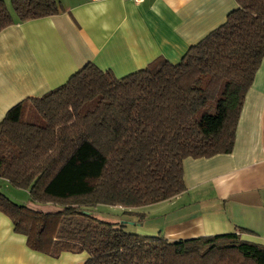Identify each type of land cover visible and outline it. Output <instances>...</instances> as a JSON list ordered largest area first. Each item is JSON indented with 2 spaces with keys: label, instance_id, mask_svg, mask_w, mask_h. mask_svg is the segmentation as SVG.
Listing matches in <instances>:
<instances>
[{
  "label": "trees",
  "instance_id": "trees-1",
  "mask_svg": "<svg viewBox=\"0 0 264 264\" xmlns=\"http://www.w3.org/2000/svg\"><path fill=\"white\" fill-rule=\"evenodd\" d=\"M223 24L177 63L158 57L117 77L86 63L0 121V179L33 206L0 190V211L35 251L87 255L84 264H264V244L239 232L168 239L127 231L139 208L185 190L186 157L229 153L243 98L264 56V0H235ZM0 0V30L54 15L56 0ZM96 176L89 186L86 173ZM97 205L118 206L124 220ZM136 218V219H135Z\"/></svg>",
  "mask_w": 264,
  "mask_h": 264
},
{
  "label": "crops",
  "instance_id": "crops-1",
  "mask_svg": "<svg viewBox=\"0 0 264 264\" xmlns=\"http://www.w3.org/2000/svg\"><path fill=\"white\" fill-rule=\"evenodd\" d=\"M56 1L59 13L0 30V121L21 100L42 96L89 62L117 77L158 57L177 63L237 7L235 0ZM182 167L185 190L151 206L177 209L162 212L168 218L162 234L158 226L147 231L168 239L239 232L264 244V56L243 98L232 150L186 157ZM178 209L194 212L170 222ZM86 257L30 249L0 211V264H84Z\"/></svg>",
  "mask_w": 264,
  "mask_h": 264
},
{
  "label": "rangeland",
  "instance_id": "rangeland-1",
  "mask_svg": "<svg viewBox=\"0 0 264 264\" xmlns=\"http://www.w3.org/2000/svg\"><path fill=\"white\" fill-rule=\"evenodd\" d=\"M4 1L6 2L8 8L11 10L10 0ZM95 179L96 176L92 175L90 172L86 173L85 182L87 185L91 186L94 183ZM0 190L16 202L23 204L30 203V201L28 200V193L25 189L15 187L4 179H0ZM152 205L153 204H150L144 206L143 208L144 212L146 213V217H144L145 222H143L141 225L127 224L126 230L144 235H152L155 233H150V231H147L146 228L158 226V228L161 229L162 234L165 228L163 223H166L168 220V218H164L165 216H162V212H164L163 214H166L167 211L177 209V207H175L177 204L175 203V205L171 207H166L165 203L156 204L157 206L154 207H151ZM95 211L98 215L106 219L124 220L126 218L125 215L121 212L120 208H118V206L97 205L95 207ZM183 212L190 213L194 211L192 209H189V211L178 209L177 211H175L173 216H170L169 221H176L177 215Z\"/></svg>",
  "mask_w": 264,
  "mask_h": 264
},
{
  "label": "built area",
  "instance_id": "built-area-1",
  "mask_svg": "<svg viewBox=\"0 0 264 264\" xmlns=\"http://www.w3.org/2000/svg\"><path fill=\"white\" fill-rule=\"evenodd\" d=\"M131 1L138 3V2H142L143 0H131Z\"/></svg>",
  "mask_w": 264,
  "mask_h": 264
}]
</instances>
